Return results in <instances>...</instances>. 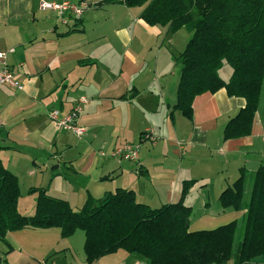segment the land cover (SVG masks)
<instances>
[{
	"label": "crops",
	"instance_id": "1",
	"mask_svg": "<svg viewBox=\"0 0 264 264\" xmlns=\"http://www.w3.org/2000/svg\"><path fill=\"white\" fill-rule=\"evenodd\" d=\"M48 1L86 7L74 18L41 8L40 0H0V49H12L7 63L23 85L21 91L0 86V161L18 180V212L34 213L37 194L28 193L30 187H45L74 210L88 195L116 188L132 189L136 201L157 208L177 202L182 181L193 179L184 198L189 231L240 220L245 209H223L219 195L241 168L252 177L264 163L263 108L257 107L248 135L224 140L244 98L220 88L194 97L191 119L172 109L177 57L190 37L184 27L172 32L150 25L140 17L142 6ZM218 74L226 81L230 66ZM80 97L87 101L77 120L84 133L77 136L48 113L56 108L64 115ZM127 142L138 145L135 162L110 154ZM4 239L0 264H148L123 249L87 263L82 230L63 237L58 227L22 228ZM257 258L264 255L248 262Z\"/></svg>",
	"mask_w": 264,
	"mask_h": 264
},
{
	"label": "trees",
	"instance_id": "2",
	"mask_svg": "<svg viewBox=\"0 0 264 264\" xmlns=\"http://www.w3.org/2000/svg\"><path fill=\"white\" fill-rule=\"evenodd\" d=\"M128 7L142 6L140 17L150 25H168L174 32L184 27L190 37L177 57L179 80L172 109L192 118V100L204 92L224 88L229 96L242 97L243 108L223 130V139L250 133L264 82V0H103ZM227 64L225 81L218 70ZM130 96V95H129ZM172 117V114H170ZM264 129V116H263ZM246 172L219 195L220 206L245 209L240 220L212 229L189 231L191 207L184 198L193 179L183 180L175 203L153 208L136 201L132 189L116 188L99 198L87 196L74 210L64 199L36 193L32 215L20 214L18 180L0 161V241L6 232L22 228L58 227L63 237L76 230L84 233L87 263L123 249L144 257L148 264H246L264 255V163L253 173L245 193ZM241 239L236 242V234Z\"/></svg>",
	"mask_w": 264,
	"mask_h": 264
},
{
	"label": "built area",
	"instance_id": "3",
	"mask_svg": "<svg viewBox=\"0 0 264 264\" xmlns=\"http://www.w3.org/2000/svg\"><path fill=\"white\" fill-rule=\"evenodd\" d=\"M40 6L43 9L57 12L59 16H63L64 13H69L74 18H79L86 4L83 1L72 3L68 1L55 2L40 0ZM10 51H12V49L9 51L0 49V86H8L12 89L21 91L23 85L16 78L12 68L7 63V55ZM86 101L87 99L85 97H80L73 108L64 115H60L59 110L53 108L49 111L48 117L57 127L70 130L77 136H81L84 133V128L77 123V120L82 106ZM151 134V132L146 131L145 137L152 138L153 135ZM110 154L123 160L135 162L138 159V145L129 142L123 143L115 147Z\"/></svg>",
	"mask_w": 264,
	"mask_h": 264
},
{
	"label": "rangeland",
	"instance_id": "4",
	"mask_svg": "<svg viewBox=\"0 0 264 264\" xmlns=\"http://www.w3.org/2000/svg\"><path fill=\"white\" fill-rule=\"evenodd\" d=\"M259 109H262L263 108V110H264V82H263V86H262V92H261V96H260V100H259ZM252 176V175H251ZM251 178V179H250ZM250 181H252V177H249V176H247V179H246V185H245V189L247 190H249V184H250ZM241 239V233L240 232H238L237 234H236V242H238L239 240ZM248 264H264V260H258V258L257 259H255V260H253L252 262H248Z\"/></svg>",
	"mask_w": 264,
	"mask_h": 264
}]
</instances>
